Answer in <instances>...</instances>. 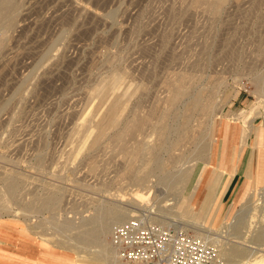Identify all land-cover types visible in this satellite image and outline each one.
<instances>
[{
    "label": "rangeland",
    "instance_id": "rangeland-1",
    "mask_svg": "<svg viewBox=\"0 0 264 264\" xmlns=\"http://www.w3.org/2000/svg\"><path fill=\"white\" fill-rule=\"evenodd\" d=\"M226 2L218 15L194 0H12L10 28L0 15V226L18 230L53 254L68 255L73 264H122L110 250L103 252L119 223H111L101 242L79 240L92 228L100 205L209 234L218 243L221 264H242L251 256L250 246L262 249L264 0ZM179 76L192 91L214 92L216 114L209 130L221 149L211 154V137L180 148L181 163L199 165L198 179L181 194L180 187L171 190L152 177V206L140 208L132 202L138 188L125 173L128 158L112 139L117 130L93 147L97 124L117 99V113L127 121L135 112L143 116L159 102L163 106ZM114 79L106 95L97 93ZM240 132L242 142L250 134L248 144L238 172L228 180L230 146ZM145 133L147 141L155 140L151 129ZM135 138H126L128 149ZM210 155L218 167L205 164ZM247 168L251 178L245 184ZM9 175L22 185L17 199L7 197ZM214 179L208 209L205 193ZM55 191L62 198L59 209L39 208ZM27 204L36 209H24ZM85 218L89 225L80 221Z\"/></svg>",
    "mask_w": 264,
    "mask_h": 264
},
{
    "label": "bare ground",
    "instance_id": "bare-ground-1",
    "mask_svg": "<svg viewBox=\"0 0 264 264\" xmlns=\"http://www.w3.org/2000/svg\"><path fill=\"white\" fill-rule=\"evenodd\" d=\"M226 1L227 0H194V4L198 6L199 4L200 5L207 4L208 5L207 8L210 9V12L212 14L213 13L218 14L222 6L225 3H227ZM11 2L12 0H0V15L4 14L3 15L4 17L1 16L0 19L5 18L6 21L4 22L7 24V25L5 24V26L9 28L13 24V16L7 15L11 11V9L8 8L11 5ZM186 82L188 81H186L185 76H179L178 79H174V82L172 83L171 88L169 90V94L164 98L163 106H162V103L158 101L159 102L158 106H160L161 104L162 107L161 106L158 107L156 106L157 105L156 104L154 108L152 107V109H150V111L143 116L140 115L138 112H135L133 116L131 117V119L130 120L128 119L129 121H127L126 118H125L126 120H124L120 115H118L117 112L118 110H120L119 109L120 104L117 101L119 99H117L110 105L108 111L106 112L107 114L105 115V117L103 116L104 118L101 120V122L99 121V123L97 124V134L92 144L93 147L96 146L105 135H108V131L110 133L111 130H117V131H114L112 139L115 143H118L121 146L120 149L123 155L125 154L126 155L125 157L128 158V160L125 162V164L127 165L126 166L127 171L126 172L124 171V172L128 173L126 176L128 177L132 176L133 184L135 187L138 188L137 190L138 193H136V198L133 197V200H132L134 205L137 207L144 208V209L151 208L152 203H153L152 192H151L153 189V185L151 184L152 177H157L160 182L166 183L171 188V190L178 189V187H180L179 189H180L181 194L185 191L188 184L198 179L199 174L196 173V168L199 165L198 166L195 165L196 163L191 164L190 163L191 161H184L183 163H181V160H180L181 151H179V149L182 147H185L188 144L197 145L202 140L207 139V137L209 138L211 137L213 132H212V129L211 131L209 130L210 129L209 123L212 122L213 117L216 114V100L215 98H213L214 92H212L213 94L211 92H209L210 94H206L205 92L207 89L200 90L197 92L192 91V89L190 88V85H188ZM115 83H116V79L113 80V84H111L109 87L106 86V87H103L102 89H97V93H100L103 96L106 95L112 89V87L115 86ZM147 128L151 129L152 135H155V140H153L152 142L149 141L150 139H148L147 141V138L150 137V136H147L148 134L145 133V130ZM149 135L151 134L149 133ZM138 136L139 137L141 136L142 139L141 138L137 139ZM213 136L211 137V143H210L211 154L213 153V150L215 154L220 147V145L218 144L219 139L218 138L214 139ZM127 137H132V138L136 137L135 138L136 140L133 139L134 140L133 142L135 143L133 146L132 145L130 146V149L127 148L128 145L125 146V144L127 143V141L125 143V140ZM162 153L163 155L165 154L167 155L165 159L162 158L163 156L161 157ZM211 159H212V156L210 155L209 157L206 158L205 164H208V165L211 164V165H215L218 167L219 166L218 162L216 160H211ZM238 159H239L238 155L234 156L233 164L234 163L237 164ZM177 164H179V166H177ZM123 166L125 167V165ZM155 172L161 173V177L159 178L158 175H155ZM229 172H232V164L229 168ZM11 177L9 179L7 178V180L5 181L6 182L5 190H6L7 197H9L12 200L17 197L16 194H17L18 189L21 190L19 188L21 184H19V181H20L18 180L19 178L13 179V176ZM228 180H230V177L228 178ZM200 181L197 182L195 184V187H193L192 190L190 191L191 195L189 197L188 203L194 200V196L196 195V192L200 186ZM216 183H217V179H214L212 181V184L209 185L206 189L205 196L207 195L209 196V200L207 202L208 209H210L213 205V202H210V199L215 192V187L217 186ZM55 193L56 191L53 194L50 193L51 195L49 194L48 197L44 198L43 200H40L41 204L38 205V207L41 209H50V208L57 206L58 208L59 206L58 203L60 202V198H61L59 196L61 195L58 196ZM181 194L179 196H181ZM101 206L102 205L98 206L101 209H99L98 211H95L97 212L95 216L94 217H92L93 215L91 216L93 218L92 219L93 225L91 224L92 228L90 229L85 228L86 230H83L81 234L79 232L80 237L79 236L78 237H79V240L83 244H87L90 242L91 243L101 242L105 234L109 232L112 222L120 224V223H123V221L135 216L134 214H131L130 210L117 209L116 208L117 205L114 207H109L108 205L109 208L104 207L105 209H102ZM189 207L190 208L188 209L192 210L191 208L192 203L191 205H189ZM25 208L30 209L31 211L33 208L36 209V207L33 205L31 206L28 205L27 207H24V209ZM53 209H50V210H53ZM215 213H217V211L214 210L212 213L211 219H214ZM86 220L88 219L85 218V220H80V221L81 222L83 221V223L85 224L86 222L84 221ZM66 221H64V225L66 224V226L69 227L71 223L68 220L70 223V225H68ZM89 224L86 223L85 225H89ZM77 225H79L78 227L82 228L81 226L82 224H77ZM69 228H72V227H69ZM64 229H61V231ZM213 240L215 242L216 239L213 238ZM108 248L109 249H106L104 247L103 252H106V254L108 255L109 250H110V253L115 254V250L112 247L111 243H110V247ZM250 248L251 249L249 250L251 252V256L249 255L250 257L246 259V261L244 262L242 261L243 262L242 264H264V247H262L261 249V248L250 246ZM106 250H108V252Z\"/></svg>",
    "mask_w": 264,
    "mask_h": 264
},
{
    "label": "built area",
    "instance_id": "built-area-1",
    "mask_svg": "<svg viewBox=\"0 0 264 264\" xmlns=\"http://www.w3.org/2000/svg\"><path fill=\"white\" fill-rule=\"evenodd\" d=\"M109 240L122 264H221L211 235L153 222L146 215L112 227Z\"/></svg>",
    "mask_w": 264,
    "mask_h": 264
},
{
    "label": "crops",
    "instance_id": "crops-1",
    "mask_svg": "<svg viewBox=\"0 0 264 264\" xmlns=\"http://www.w3.org/2000/svg\"><path fill=\"white\" fill-rule=\"evenodd\" d=\"M252 130L251 128V132ZM243 134L244 132H240V136H238L239 140L236 141L235 137V144L233 143L234 145L231 144L230 146L232 151L227 161V170L232 164V173L229 176L230 179L238 172L243 150L248 144V136L250 134L246 136L245 142H242ZM220 149L221 146L219 147V150ZM237 155L239 157L237 164H233V157ZM243 174L246 179L245 184H248L251 178L249 168L244 169ZM0 264H73V262L68 255L53 254L46 248H42V246L29 240L18 230L7 226H0Z\"/></svg>",
    "mask_w": 264,
    "mask_h": 264
}]
</instances>
